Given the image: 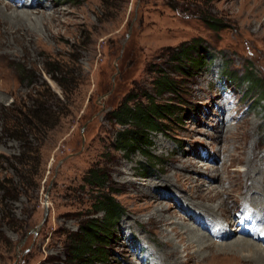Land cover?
I'll return each mask as SVG.
<instances>
[{
    "label": "rangeland",
    "instance_id": "rangeland-1",
    "mask_svg": "<svg viewBox=\"0 0 264 264\" xmlns=\"http://www.w3.org/2000/svg\"><path fill=\"white\" fill-rule=\"evenodd\" d=\"M0 1L18 16H0V264H177L167 256L168 241L178 247L171 223L191 212L204 247L192 245L180 264H264L252 248L260 243L245 245L227 225L251 213L246 204L264 216V201L252 200L264 189V90L234 83L252 74L264 87V22L250 17L258 0ZM193 39L213 60L184 75L171 55ZM161 74L175 93H156ZM144 94L175 110L150 134L159 165L148 175L142 154L116 149L126 126L112 116L127 96L146 103ZM90 169L106 177L103 190L84 182ZM100 192L124 216L107 231L101 261L70 263V239L103 218L92 205ZM202 213L223 223L227 240H206L220 231Z\"/></svg>",
    "mask_w": 264,
    "mask_h": 264
},
{
    "label": "trees",
    "instance_id": "trees-1",
    "mask_svg": "<svg viewBox=\"0 0 264 264\" xmlns=\"http://www.w3.org/2000/svg\"><path fill=\"white\" fill-rule=\"evenodd\" d=\"M206 22L210 26L215 25L213 21L206 20ZM212 60L213 55L206 50L203 41L200 39H193L180 45L171 55V61L175 64L176 70L184 75H189L194 71H201L205 62L210 63ZM50 65L52 66L53 64ZM54 73L60 77L65 74L57 70H54ZM48 74L50 73L48 72ZM53 80L55 81V78ZM234 83L237 85L247 83L256 93H261L264 90L263 85L259 84L252 74L242 80L239 78ZM58 85L62 89L66 88L65 83L61 81L58 82ZM155 86L158 95H162L166 91L176 92L174 83L163 74L155 81ZM144 98L146 103L139 102L135 100L136 98L131 101V97L127 96L121 106L112 112V116L118 125L126 126L118 133V137L115 140L116 149L124 154L135 152L142 154L146 162L149 163L145 171V174L148 175L151 169L159 165V160L151 156L149 150H147L151 145L150 134L162 133L163 130L159 128L158 121L171 117L175 110H172L174 106L170 104H158L155 98L148 94H144ZM130 102H133L132 105H130ZM32 111L30 110V114L35 117L36 110L35 112ZM45 115L49 117L46 110ZM84 182L101 191L105 186L106 177L98 169H90L84 178ZM92 205L95 207V214L102 213L103 218L101 221L92 219L82 224L78 235L70 239L67 245L70 263L88 259L101 261L102 259L99 258H102L105 254L101 249L106 243L105 239L109 238L107 231L110 232L109 228L116 226L118 221L124 216L123 208L111 193L100 192V195Z\"/></svg>",
    "mask_w": 264,
    "mask_h": 264
},
{
    "label": "bare ground",
    "instance_id": "bare-ground-1",
    "mask_svg": "<svg viewBox=\"0 0 264 264\" xmlns=\"http://www.w3.org/2000/svg\"><path fill=\"white\" fill-rule=\"evenodd\" d=\"M1 2V1H0ZM258 3L261 5L259 8H254L251 13H250V17L253 19L254 23H257L258 26H262V22H264V0H258ZM2 4V3H1ZM0 4V5H1ZM258 5V4H257ZM11 8V7H10ZM17 9V8H16ZM10 10V9H9ZM8 10V11H9ZM12 10V9H11ZM15 12V11H14ZM8 13V12H7ZM13 13V12H12ZM16 14V13H14ZM0 16L2 17V19L5 20H16V18L18 16H10V15H6L5 12L0 8ZM21 16V15H20ZM27 19V18H26ZM253 23V22H252ZM260 28V27H259ZM263 28V27H262ZM264 31V30H263ZM11 35V34H10ZM14 37V36H13ZM2 99V98H0ZM261 187H259V189L257 190V196H255L252 200L255 202H260L261 200L264 201V189H260ZM246 193H247V187L245 188ZM217 195V194H216ZM219 195V194H218ZM224 195V194H223ZM246 196H251L252 194H248ZM246 196H244L245 202H249V199L246 200ZM224 197V196H223ZM250 197V198H251ZM211 200V199H210ZM213 200V199H212ZM225 205L224 202H222L221 204L218 203V205H216V207H211L207 209V212H215L216 208H218L220 210L221 207H223ZM247 206H250L251 208V213L249 211H246L243 215H241V217H239L236 221L234 220H230L229 222H227V225L233 226L234 230L231 233V235L235 232L241 234V241L242 243H245V245H250L252 244V242H259L260 245L264 248V237L262 236L264 234V216L260 215L258 213V211L253 208L250 204H246ZM209 207V206H208ZM206 209H204L203 211L205 212ZM194 216H192V214H190L192 216V218L188 217H183L182 216V221L180 220V222L177 223H171V227H172V231L173 236H175V238L178 239V247L174 246L172 248V239L170 241H168L167 243V247H169L168 252H167V256H173L176 257L177 260H175V263L180 264L182 262L187 263L186 260H179L178 256L181 257H187L188 255V250L191 248L192 245L196 244L197 246H201L204 247L203 244L201 243V245L199 244V239H196L193 235L194 232L199 231V229L197 227H202V225L199 223L198 219L196 218V214L191 212ZM250 215V216H249ZM203 216V220L206 221L209 224V227H213L216 230H219L220 232H218V234L213 231H209V235L206 236V240H208L207 237L209 238H216L218 236H220V238H222L223 240H227L226 236L229 234H226L224 232V230L222 229V224L218 219L216 220V222H213L214 220H212L211 218H209V215H206L204 213H202ZM249 216V217H248ZM248 217V218H247ZM155 220V224L160 225V227H163L165 225H167L166 220L163 217L160 216H155L153 218ZM189 222L192 221L193 223H195L196 227L193 225H188L185 224V222ZM241 220H244L243 225L239 224V222ZM224 221V220H223ZM178 225H183L185 228V233L181 234L178 232H175V230L178 229ZM214 225V226H213ZM218 226V227H217ZM216 227V228H215ZM246 228H249L246 231ZM249 231V232H248ZM254 231H260L259 233H255L253 234L252 232ZM207 232V231H206ZM188 234H189V238L187 241H185V237L188 238ZM203 237V236H201ZM205 238V237H204ZM205 240V241H206ZM209 242H211L210 240H208ZM252 241V242H251ZM210 244H207L206 247H210ZM252 248L256 251L257 255L262 259L264 258V249L261 248H257L255 246H252ZM186 252L184 255L183 253ZM178 257V258H177ZM185 259V258H184ZM196 259V258H195ZM179 260V261H178Z\"/></svg>",
    "mask_w": 264,
    "mask_h": 264
}]
</instances>
